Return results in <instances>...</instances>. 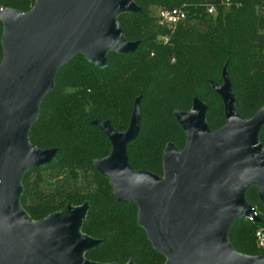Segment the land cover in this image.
Returning a JSON list of instances; mask_svg holds the SVG:
<instances>
[{"label": "water", "instance_id": "95a60500", "mask_svg": "<svg viewBox=\"0 0 264 264\" xmlns=\"http://www.w3.org/2000/svg\"><path fill=\"white\" fill-rule=\"evenodd\" d=\"M141 11L134 0H36L29 12L0 6V264H116L83 256L101 242L81 232L88 204L33 222L20 203L21 181L57 155L56 148L32 145L29 132L59 71L79 54L105 68L109 52H134L140 41L126 39L117 17ZM223 80L214 88L227 124L211 131L207 105L197 97L189 111L175 110L187 143L183 150L167 144L162 178L129 163L128 145L141 127L139 99L125 131L94 121L112 144L94 165L109 177L118 201L138 205V224L165 264H264L263 255L241 253L228 239L240 219L261 220L244 192L257 184L264 204V105L245 119L225 70Z\"/></svg>", "mask_w": 264, "mask_h": 264}, {"label": "trees", "instance_id": "16d2710c", "mask_svg": "<svg viewBox=\"0 0 264 264\" xmlns=\"http://www.w3.org/2000/svg\"><path fill=\"white\" fill-rule=\"evenodd\" d=\"M35 2L0 0V6L29 12ZM134 2L142 11L119 15L117 20L127 40L140 41L137 49L130 54L109 52L105 68L79 54L59 71L53 88L43 96L29 141L41 149L56 148L57 155L52 163L24 174L20 203L33 220L88 204L81 232L104 241L86 252L88 259L124 264L131 257L136 264H165L166 256L153 247L138 224L137 204L118 201L108 176L94 165L95 159L109 156L112 149L94 121L107 120L125 131L139 99L141 127L128 145L129 163L134 170L164 177L167 144L183 150L187 143L175 110L189 111L197 97L207 105L211 131L227 124L222 97L214 88L215 83L223 84L224 70L242 117L251 119L264 105V11L261 0H242L241 6L230 8L220 0ZM212 4L217 11L210 14ZM154 6H182L187 12L168 43L159 38L169 31L158 25ZM2 33L0 21V63ZM259 140L264 147V126ZM244 198L261 220L240 219L228 239L241 253L264 256L255 238L256 230L264 227L258 185H250Z\"/></svg>", "mask_w": 264, "mask_h": 264}, {"label": "built area", "instance_id": "2783aa9c", "mask_svg": "<svg viewBox=\"0 0 264 264\" xmlns=\"http://www.w3.org/2000/svg\"><path fill=\"white\" fill-rule=\"evenodd\" d=\"M264 0H261L262 10L264 11ZM221 4L225 7L230 8L232 5L241 6L242 0H221ZM217 11V7L212 4L208 7V13L213 14ZM158 19V25L166 28L169 33H164L160 36V40L163 43H168L171 38V33L175 31L177 26L186 20L187 12L184 7H174V8H162L156 14ZM256 211V210H255ZM257 213V211H256ZM254 220L251 216L246 217ZM256 245L259 248L264 249V227L258 228L255 232Z\"/></svg>", "mask_w": 264, "mask_h": 264}, {"label": "rangeland", "instance_id": "374dc122", "mask_svg": "<svg viewBox=\"0 0 264 264\" xmlns=\"http://www.w3.org/2000/svg\"><path fill=\"white\" fill-rule=\"evenodd\" d=\"M220 1H221V0H220ZM162 8H164V7L154 6L153 9H152V10H153V12H152L153 15H156V14L158 13V11H159L160 9H162ZM261 10H262V9H261ZM117 21H118V20H117ZM159 38H160V37H159ZM133 110H134V108H133ZM132 114H133V112H132ZM131 117H132V115H131ZM130 120H131V119H130ZM129 124H130V123H129ZM111 150H112V149H111ZM108 178H109V177H108ZM137 210H138V205H137ZM56 214H60V213H56ZM61 215H63V214H61ZM29 217H30V216H29ZM30 219H31L33 222H40V221L44 220V219H42V220H33L32 218H30ZM102 242H104V241L102 240ZM102 242H101V243H102ZM258 248H259V247H258ZM259 249H262V248H259ZM88 250H90V249H88ZM88 250H86L85 253H84V255H83L84 258H85V260H87V261H93V262H100V261H95V260H92V259H91V260L88 259V258L86 257V255H85L86 252H87ZM92 252H93V251H92ZM92 252L90 253V255H91V254H93V255H94V254H95V255L98 254L97 252H95V253H92ZM166 260H167V258H166ZM130 261H132L134 264H136L135 261H134V259L131 258V257H129L128 260H126L124 264H128ZM100 263H103V262H100ZM114 263L119 264V263H117V262H114Z\"/></svg>", "mask_w": 264, "mask_h": 264}]
</instances>
